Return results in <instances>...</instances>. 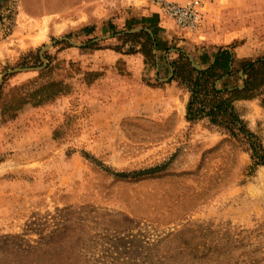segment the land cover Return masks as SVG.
<instances>
[{"label": "rangeland", "instance_id": "rangeland-1", "mask_svg": "<svg viewBox=\"0 0 264 264\" xmlns=\"http://www.w3.org/2000/svg\"><path fill=\"white\" fill-rule=\"evenodd\" d=\"M150 1L0 0V137L13 143L9 150L28 149L20 143L29 139L26 123L7 121L4 105L63 81L72 88L68 93L39 108L29 106L19 117L48 120L57 127V144L81 153L79 168L86 169L82 182L70 176V190L45 191L44 205L35 204V191L0 186V202L13 216L0 231V264H264V164L255 159L245 135L233 137L209 118L175 135L173 120L180 112L162 106L169 100L165 96L149 95L135 114L125 110L120 141V127L105 125L120 121V107L109 104L108 90L93 97L86 87L107 76L110 58L104 53L120 49V22L132 16V3ZM195 1L202 6L200 31H185L164 18L184 33L171 43L172 52L187 53V42L213 45L214 35L238 51L244 59L219 88H247L233 106L264 148V78L239 76L250 62H262L264 69V0ZM85 27L93 29L91 35ZM37 53L42 66L33 65ZM117 67L120 71V61ZM141 67L143 84L166 85L169 74L157 79L154 63ZM189 82L179 84L177 97L190 104L195 90ZM149 117L156 122L142 120ZM85 133L93 143L97 133L104 135L97 149L106 152L95 155L80 140ZM2 151L0 143V160ZM58 155L64 170L77 167L67 163L64 152ZM18 162L8 171L20 173ZM64 172V177L70 173Z\"/></svg>", "mask_w": 264, "mask_h": 264}, {"label": "crops", "instance_id": "crops-1", "mask_svg": "<svg viewBox=\"0 0 264 264\" xmlns=\"http://www.w3.org/2000/svg\"><path fill=\"white\" fill-rule=\"evenodd\" d=\"M132 6V16L126 17L127 19L124 24L120 22V30H118L119 32L117 34L120 37V49H115V51L108 50L104 53L107 58H110V61L106 62V64H109L110 67V70L106 72L107 76L92 83V85L88 86L87 84L86 87H90V91H94L91 93L93 97L97 96L96 92H101L100 90L105 92L108 90V93H110L112 98V102H109V104L112 105L115 103L114 105L118 108L120 107V121L117 123H113L111 119L105 121L106 126L108 124L110 127L115 125L120 127V141L124 138L122 133H124L123 127L126 119L125 110H133L132 114H135L137 110L141 109L140 104L142 100L149 97V95H162L165 96V99H169L168 102L161 103L162 106H169V108L178 110L181 117L176 120L163 119V121L168 122L173 120V132L176 133L175 135L182 134L185 132L184 129L188 130L187 128L189 125H197V123L189 121L187 118L189 109L188 101H183L177 97V90L178 87L180 88V82L175 78V68L173 66V62L176 60L177 56L185 54L192 67L199 72L212 68L217 61L221 59L222 54L225 52L230 53L232 57L230 63L231 70H233V68L237 66L236 64L244 58L237 54L238 51H233L229 48L227 43H224V40L219 38L214 39L217 38L215 35L213 36V45L187 42V45L191 46V49L187 53L180 48H176L177 50L172 52V47L170 46L171 43L175 41L176 38H184V33H182L179 29L174 30L175 27H173V24H171V22H167L156 7L146 3L143 5L132 3ZM110 26L115 27L116 25ZM141 35L146 38L141 40ZM129 36L132 38H128ZM147 37H149L152 41V49L150 40H147ZM29 42L30 46H36L37 44L35 41ZM197 45L199 46V49L195 50L193 47ZM119 61L120 71L117 67ZM141 63L142 66L145 63H154L157 79L163 72L169 74L167 76L168 79L164 80L166 85L158 88L143 84V69L141 67ZM124 64L126 65L125 71L122 69ZM239 76L244 78V73L240 72ZM226 78L227 76L221 80L222 83L226 80ZM169 80L170 83H167ZM221 81L217 83L218 87L220 86ZM98 97L100 98V96ZM26 109H24L22 113L25 112ZM142 120L148 122L150 125L156 122V119L150 117L142 118ZM12 123L21 126L24 125L23 123H26L27 126H24L27 127L28 134L24 136L29 139L22 140L20 143H25V146H27L28 149H25L24 147V149L21 150L19 147L18 149L9 150L8 147H12L13 143H8L9 139L6 138L7 135H1L2 137H0V143L2 144V152L6 154H2L3 158L0 160V170H2L1 168H5V170L0 174V186H12L15 189H21L25 192H29V190L35 191L37 194L35 197L38 200L35 204L44 205L46 202L45 191H53V194L55 195V193L59 194L62 189L70 190V185L67 186L66 184H68L71 180L70 176L73 175L76 180L82 182L86 175V169L82 171L79 168L82 154L76 152L75 150H72L71 153L68 147L62 148L57 144V138L59 137V134L55 133L57 127L51 124L48 120L36 123L31 119L28 120L20 117L13 120ZM100 123L101 122H96L98 128L102 125ZM98 128L95 129L98 130ZM97 136L99 139L98 142L95 143H93V139H91L87 133L83 134L82 139H80L84 141V144L90 146L91 151L95 155L106 152L105 149L101 151H98L97 149L99 141H105L104 135L97 133ZM20 143L16 141L14 146H18ZM14 150L21 151L16 153ZM85 151L88 152L87 150ZM7 152L10 153L7 154ZM61 152H64V159L66 158L68 161L67 163L71 164V162H74L77 167L64 170L62 167L64 164H62L58 159V154ZM69 155H71L70 158H67ZM16 160H19L18 170L20 173H17L16 171H8L6 168H11L12 166L10 167V165L15 163ZM64 171L70 172L68 174L69 177H64V175H66ZM24 194L29 195L28 193ZM33 199L34 198L31 200ZM51 203L53 205L57 204L55 196L54 198L52 197ZM11 211L12 210L7 209V207L0 202V231L2 232L8 228L7 223H9V220L13 217ZM2 221L3 226L1 225ZM2 228L4 229L2 230Z\"/></svg>", "mask_w": 264, "mask_h": 264}, {"label": "trees", "instance_id": "trees-1", "mask_svg": "<svg viewBox=\"0 0 264 264\" xmlns=\"http://www.w3.org/2000/svg\"><path fill=\"white\" fill-rule=\"evenodd\" d=\"M84 31L86 35H91L93 29L85 28ZM128 38L132 37L129 36ZM147 40H150L152 49L151 39L147 37ZM91 42L92 41H89L88 45H91ZM231 58L230 53L225 52L212 68L203 72L195 70L185 54H180L178 59L173 62L176 75L175 78L182 84L189 80V83H193L194 86L195 91H193V97L189 104L187 118L189 121L209 118L212 126L225 129L233 137H238L241 134L245 135L246 138H248L252 152H254L255 159L259 164H264V148L261 144H258L255 137L246 130L243 121L240 119L233 106V100L240 97L247 88L244 90H239L237 87H235L236 89H229L228 87L221 89L217 86V83L223 80L224 77L227 76L229 79L235 76V67L233 66V70L230 69ZM261 64L262 62H250L247 65L245 64L243 69L245 77L247 78L250 76L254 77V79L261 78L262 80L264 78V75H262L264 69L259 66ZM33 65H43L38 53L36 54ZM48 68L49 67L41 71L40 75L48 71ZM71 89L70 85L63 81L46 83L37 90L31 92L32 94L22 97L18 102L4 105L3 114L8 116L6 118L7 121H13L19 117L20 113H22L26 107L32 106L34 108H39L54 101L57 97L68 93ZM224 95L230 96V98L224 99L222 97Z\"/></svg>", "mask_w": 264, "mask_h": 264}, {"label": "built area", "instance_id": "built-area-1", "mask_svg": "<svg viewBox=\"0 0 264 264\" xmlns=\"http://www.w3.org/2000/svg\"><path fill=\"white\" fill-rule=\"evenodd\" d=\"M150 3L164 18L174 21L185 31L198 32L204 25L202 6L199 1L179 4L168 0H151Z\"/></svg>", "mask_w": 264, "mask_h": 264}, {"label": "water", "instance_id": "water-1", "mask_svg": "<svg viewBox=\"0 0 264 264\" xmlns=\"http://www.w3.org/2000/svg\"><path fill=\"white\" fill-rule=\"evenodd\" d=\"M65 41H68L69 43H71L72 45H73V43L70 41V40H68V39H64ZM60 41H62V40H60ZM49 47H47V49H48ZM13 73V72H12ZM6 74H4V76H5Z\"/></svg>", "mask_w": 264, "mask_h": 264}]
</instances>
